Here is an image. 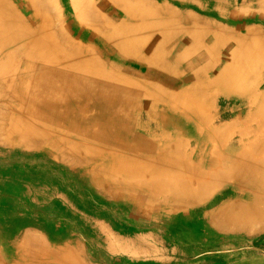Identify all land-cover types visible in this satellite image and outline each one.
Listing matches in <instances>:
<instances>
[{
    "label": "rangeland",
    "instance_id": "1",
    "mask_svg": "<svg viewBox=\"0 0 264 264\" xmlns=\"http://www.w3.org/2000/svg\"><path fill=\"white\" fill-rule=\"evenodd\" d=\"M0 10L12 17L6 44L14 52L0 56V264H37L42 241L68 248L55 264H264L263 216L212 222L227 201L217 194L207 208L163 196L150 204L140 190L137 202L97 185L92 171L109 162L76 161L87 143L108 149L94 138L77 137L76 155L67 136L52 149L10 133L25 118V128L35 125L20 99L24 60L34 65L26 97L56 70L128 94L141 126L164 123L171 109L193 126L167 130L181 155L197 152L195 128L226 131L228 141L263 138L264 0H0ZM24 43L27 56L16 52ZM42 53L60 64L44 68Z\"/></svg>",
    "mask_w": 264,
    "mask_h": 264
},
{
    "label": "bare ground",
    "instance_id": "2",
    "mask_svg": "<svg viewBox=\"0 0 264 264\" xmlns=\"http://www.w3.org/2000/svg\"><path fill=\"white\" fill-rule=\"evenodd\" d=\"M7 16L11 17L9 12L0 10V56L4 57L14 53L6 44L7 36L12 33ZM25 49L24 43L16 52L27 56ZM160 50L162 49L155 54L159 55ZM39 58L47 69L60 64V60L51 59L45 53L40 54ZM23 65L26 79H21L19 83L25 89V99H20L25 102V117L28 114L35 125L25 128L29 121L25 118V124L22 122L10 127L11 134L20 136L32 145L49 144L48 147L52 149L56 148L57 136H67L70 141L74 140L67 153L74 152L76 155L77 137L94 138L108 149L104 152L101 149L95 150L87 143L86 155L74 156L76 161L79 165L98 160L109 162L108 166L97 167L92 171V177L100 179L97 182L101 184L97 185L108 191H111V186L137 202L142 198L134 193L140 190L139 194L145 193L150 204L163 196L168 201H176V205H204L207 208L214 204L212 198L217 194L216 197L220 196L218 200L227 201L208 217L212 222H240L249 219V216L264 217V137L240 136L228 141L222 136L226 131L207 128L203 135L201 127L195 128L193 134L201 137L196 139L197 152L192 153L198 155H181V149L174 147L170 141L174 136L167 130L175 126L182 132L190 133L192 130L189 129L193 126L176 119V116L172 118L169 115L171 109L167 111L168 114L163 115L164 123L141 126L131 117L130 109L126 108L133 107L129 100L125 103V96L128 94L109 85L104 89L101 81L89 80V84L85 79L56 70L47 72L44 80L37 81L36 96L26 97L27 91L32 87H26L29 83L25 81L32 78L31 68L34 65L30 66L24 60ZM73 102L75 106L70 105ZM90 108L97 109L100 115L89 117L84 114ZM26 110L30 112L26 114ZM185 115L194 121L199 114L188 112ZM103 117L108 120L97 119ZM141 180L147 184L141 185ZM39 245L44 252L36 254L37 264H45L41 259L47 264L65 261L61 253L67 247L53 248L43 241Z\"/></svg>",
    "mask_w": 264,
    "mask_h": 264
}]
</instances>
